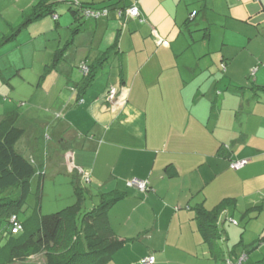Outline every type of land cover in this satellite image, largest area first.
<instances>
[{"label":"crops","instance_id":"1","mask_svg":"<svg viewBox=\"0 0 264 264\" xmlns=\"http://www.w3.org/2000/svg\"><path fill=\"white\" fill-rule=\"evenodd\" d=\"M38 1L0 0V18L11 30ZM75 1L108 15L83 18L73 32L79 23L59 7L57 19L39 18L0 45V120L19 112L17 148L43 164V184L61 166L89 175L100 199L121 196L107 221L125 244L106 264L149 255L154 264H222L198 209L217 215L222 250L255 264L249 253L264 238V0ZM134 3L143 22L119 14ZM110 87L119 90L112 101ZM240 159L248 163L232 169ZM133 178L151 189L129 188ZM236 212L249 230L231 243Z\"/></svg>","mask_w":264,"mask_h":264},{"label":"trees","instance_id":"2","mask_svg":"<svg viewBox=\"0 0 264 264\" xmlns=\"http://www.w3.org/2000/svg\"><path fill=\"white\" fill-rule=\"evenodd\" d=\"M62 1L69 3L68 11L79 23L73 32L82 30L81 21L87 18L84 13L89 5L75 0H39L29 11L24 12L20 24L11 25V32L3 37L0 45L15 40L22 29L39 18L56 16L57 19L59 3ZM88 73L87 80L90 82L94 72ZM19 120L20 114L17 111L0 120V234H4V231L9 233V236L3 235L5 240L0 245V264H11L40 253L47 257L45 264H106L125 244V241L115 238L107 221L109 208L121 196L114 194L105 199V194H102L100 205L83 211L90 189L85 175L82 179L78 171L72 175L76 198L73 206L51 214H42L36 209L26 219H18L21 230L18 233L12 232V217L15 215L18 218V211L31 191L33 176L40 174L39 196L44 182L43 164L29 159L17 148L18 141L25 134ZM196 212L214 258L222 264L236 263L239 257L234 251L229 254L219 247L218 240L223 237V231L217 225V215L213 214L208 218L201 209ZM233 222L237 224L236 221Z\"/></svg>","mask_w":264,"mask_h":264},{"label":"rangeland","instance_id":"3","mask_svg":"<svg viewBox=\"0 0 264 264\" xmlns=\"http://www.w3.org/2000/svg\"><path fill=\"white\" fill-rule=\"evenodd\" d=\"M259 1V0H257ZM69 3L62 1L59 3V11L61 12L64 9V12L62 11L61 14L67 13V15H71L68 10H66V7L68 8ZM260 6H257V8ZM260 15V14H259ZM49 17V16H47ZM0 39L1 36L7 32H11L9 29L10 27L7 26V24L4 21V17L0 18ZM22 22V19H21ZM20 22V23H21ZM19 23V24H20ZM7 28V29H6ZM24 51V50H23ZM22 52H14L12 53V58L16 59H22L23 54ZM24 55L28 56L27 52H24ZM4 98V97H3ZM2 98V99H3ZM37 128L40 127V124H34ZM20 144H18L19 146ZM58 169V170H57ZM57 172L55 173V171ZM48 174H47V179H46V184H43V189L41 192V196H39V176L34 175L36 177V180L34 181L33 179L31 180V191L28 194L25 203L23 204L22 208L18 211V219L19 220H24L28 216H30L36 209L40 210L42 214H51L53 212H56L58 210H61L63 208H67L68 206H73L76 203V198L73 192V185H72V174L68 173L67 170L62 169L60 166L59 168H49L48 169ZM53 174H56V178H51ZM44 183V182H43ZM89 187V195L88 199L85 202V205L83 207L84 210H89L91 208H94L98 205L101 204V199L100 196L97 193V190L93 188V185H88ZM234 219L232 221H229V225H234L236 224L233 221H236L238 225L234 226L236 227V237H231L232 239L229 240L231 243L232 242H237L241 238V234L244 233V231L248 229L246 228V221L242 220L239 216V212H236L234 215ZM249 223V222H248ZM249 226V225H248ZM9 236L8 232L4 231V234H0V245L4 242L5 238L3 237ZM253 235L250 233V231H247L245 233V236L250 237ZM260 236V235H259ZM255 238H259L258 236ZM253 238V239H255ZM234 240V241H233ZM256 240V239H255ZM229 241H226L225 244H228ZM223 248L226 249V245ZM243 251V250H241ZM250 254V261L249 262H254L255 264H264V238L258 243L257 247L252 249V251L249 253ZM47 261V257L40 253L35 256H31L25 260H18L14 261L11 264H45ZM256 261L258 263H256ZM243 264H248L247 261Z\"/></svg>","mask_w":264,"mask_h":264},{"label":"built area","instance_id":"4","mask_svg":"<svg viewBox=\"0 0 264 264\" xmlns=\"http://www.w3.org/2000/svg\"><path fill=\"white\" fill-rule=\"evenodd\" d=\"M108 12H109V10L107 8L95 9V8L89 7L87 9H85L84 14L87 18L98 19V18L106 17L108 15ZM119 14L121 16L126 14L127 16H130L132 18L139 19L141 22L144 21V19L141 16V12H140V9H139V6L137 5V3H134L133 5L128 7L125 11H120ZM195 14H196V12L191 13V17H194ZM162 43L167 45L169 43V41L168 40H162ZM82 69H83L84 73L88 74L89 68L87 66H83ZM118 93H119L118 88L110 87L108 92H107V99L109 101L116 99L118 97ZM247 163H248V160H246V159L235 160V161L231 162V168L234 170H239V169L243 168ZM85 180H86V182H90L89 175H85ZM127 186L131 187V188H135L141 192H146V191L150 190V182L148 180H142V179H138V178H133V179L129 180L127 182ZM11 222L13 225L12 232L18 233L21 230V224H20L18 218L13 216ZM246 258H247L246 255L243 254L241 257L238 258L237 262L234 264H243V262ZM141 263L142 264H154L155 263V256L154 255L146 256L145 258H143L141 260Z\"/></svg>","mask_w":264,"mask_h":264}]
</instances>
